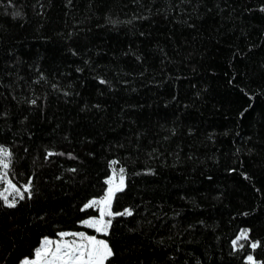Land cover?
<instances>
[{"label": "trees", "instance_id": "16d2710c", "mask_svg": "<svg viewBox=\"0 0 264 264\" xmlns=\"http://www.w3.org/2000/svg\"><path fill=\"white\" fill-rule=\"evenodd\" d=\"M0 148V264H264V0H0Z\"/></svg>", "mask_w": 264, "mask_h": 264}, {"label": "snow or ice", "instance_id": "6c2138e0", "mask_svg": "<svg viewBox=\"0 0 264 264\" xmlns=\"http://www.w3.org/2000/svg\"><path fill=\"white\" fill-rule=\"evenodd\" d=\"M0 153H2L4 157H9L11 155V153L3 148H0ZM49 155H52V153H49ZM0 163H3V161H0ZM3 166L4 168H7L8 164L4 163ZM0 179H3V177H0ZM122 183L123 177H121V184ZM117 190L122 189L118 188ZM113 195V190L109 189V194L104 201H92V204L107 203L110 205ZM4 199L7 201V197H4ZM21 199H23V195H21ZM15 206L14 202L8 203V207ZM109 215H111V213H109ZM119 215H132V212L127 210L124 213H119ZM93 223H99V221L89 222V226H93ZM108 223L110 224V221ZM97 230L99 231L100 229L98 228ZM74 235L80 236L81 243L77 244L75 241L71 243H63L58 245L54 250L48 248V245L52 242L45 241V247L37 249L36 251L37 260L35 264H104L107 258L112 255L111 249L104 241L96 240L94 237H86L83 233ZM241 238L246 239V234L241 233ZM252 247H256V245L253 244ZM248 260L254 264L252 256H249ZM25 264H28V261H25Z\"/></svg>", "mask_w": 264, "mask_h": 264}, {"label": "rangeland", "instance_id": "374dc122", "mask_svg": "<svg viewBox=\"0 0 264 264\" xmlns=\"http://www.w3.org/2000/svg\"><path fill=\"white\" fill-rule=\"evenodd\" d=\"M121 177H123V183L122 184H121ZM124 180H125V177H124L123 170L121 168L113 167L108 181H109V189L113 190L114 195L118 191L117 190L118 188L119 189L123 188ZM109 189H108L106 197L109 194ZM14 190H15L14 186L11 185V186L7 187L5 191H6V193L13 195ZM114 195H113V197H114ZM106 197H103L100 199H94L92 201H97V202L104 201ZM113 197H112V199H113ZM112 199H111V201H112ZM92 201L90 202V205L98 208L99 216L95 217V218H89V219L85 220L83 223L85 225L89 226V222L99 221V223H93V226H90V227H92L96 230L99 228L100 230L99 231L97 230L98 232L105 233V232H107L109 225H110L108 222L111 221V218L113 217V213L111 210V203H110V205L107 203L92 204ZM109 213H111V215H109ZM79 233H83L84 236H86V237H94L96 240L104 241L103 239H100L98 237L88 235L85 232H71L70 231V232L61 233L60 237L58 239H55V240H52L50 238H45L41 244L40 249L45 247V241H51L52 242L50 245H48V248L52 249V250H54L58 245L63 244V243H71V242L75 241L77 244H79V243H81L80 236L74 235V234H79ZM65 234H67V235H65ZM250 256H252V255H250ZM248 257H247V260H248ZM36 260H37V257L35 256V258H33V259L24 260L22 264H25V261H28V264H35ZM253 261H254V264H262L260 261L256 260L254 257H253ZM248 262H249V264H253V262H250L249 260H248ZM104 264H105V262H104Z\"/></svg>", "mask_w": 264, "mask_h": 264}, {"label": "bare ground", "instance_id": "6f19581e", "mask_svg": "<svg viewBox=\"0 0 264 264\" xmlns=\"http://www.w3.org/2000/svg\"><path fill=\"white\" fill-rule=\"evenodd\" d=\"M22 191V190H21ZM245 231V230H244ZM244 233V232H243ZM247 233V232H246ZM240 234V233H239ZM235 238V237H234ZM254 256V255H253Z\"/></svg>", "mask_w": 264, "mask_h": 264}, {"label": "crops", "instance_id": "0c3cea01", "mask_svg": "<svg viewBox=\"0 0 264 264\" xmlns=\"http://www.w3.org/2000/svg\"><path fill=\"white\" fill-rule=\"evenodd\" d=\"M41 247V246H40ZM40 249V248H39Z\"/></svg>", "mask_w": 264, "mask_h": 264}]
</instances>
